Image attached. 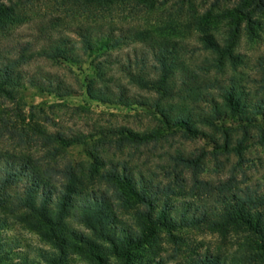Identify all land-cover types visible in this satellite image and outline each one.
<instances>
[{"label": "trees", "instance_id": "trees-1", "mask_svg": "<svg viewBox=\"0 0 264 264\" xmlns=\"http://www.w3.org/2000/svg\"><path fill=\"white\" fill-rule=\"evenodd\" d=\"M41 1L0 0V234L23 225L52 251L30 258L0 240V264H67L71 255L91 264H227L210 253L181 259L173 234L200 229L240 231L238 264H263L264 172L252 177L248 156L264 147V56L249 64L240 46L262 40L264 0H55L71 19L128 8L159 21L117 29L41 17L31 40L13 38L25 8ZM40 62L88 64L91 76L29 71ZM24 89L58 98L85 89L101 104L140 109L149 126L51 132L31 110L25 127ZM199 140L212 150H185ZM77 148L83 155L71 157ZM209 162L218 174L230 165L228 177L205 179ZM161 234L176 245L167 258L155 248Z\"/></svg>", "mask_w": 264, "mask_h": 264}, {"label": "rangeland", "instance_id": "rangeland-1", "mask_svg": "<svg viewBox=\"0 0 264 264\" xmlns=\"http://www.w3.org/2000/svg\"><path fill=\"white\" fill-rule=\"evenodd\" d=\"M55 0H44L40 3L35 2L34 6H27L23 15L27 19L24 24L17 27L13 33V38L21 41H29L36 35L37 29L36 21L43 17L49 19L62 18L64 22L62 25H76L86 24L87 22H98L107 27L114 28H130V27H144L151 28L152 25L158 23L157 13L141 12L134 14L128 8H115L111 12L97 15L95 18L86 22L85 17H78L71 19L66 16L64 7L55 5ZM76 21V23H75ZM262 28L259 33L262 40L259 42H249L244 38L241 42L240 52L247 56L249 64L256 58L264 56V17L261 18ZM222 32V31H221ZM62 33L67 34V29L62 28ZM1 39V38H0ZM190 43L196 45V41L191 38ZM4 44H12L5 42ZM88 64L81 68L59 65L57 66L37 63L34 64L29 71L36 72L38 70L43 72H52L56 75L67 77L70 82L74 79H79L81 83L84 79L91 76ZM72 70L74 76L67 75V71ZM23 114L26 118L24 126L30 123L31 110L39 112V122L44 123L45 117L49 119L46 121L47 127L51 132L65 131V132H82L85 134L92 133L93 126L109 127L111 125H130L136 130H143L149 126L148 120L141 116L140 109L136 107L125 108L118 105H104L97 101L91 100L85 89H80L77 94L68 98H58L54 95L42 94L36 90L24 89L21 93ZM11 107V105H9ZM137 116L136 119L134 117ZM12 119H14L12 117ZM231 126L232 122H229ZM23 124V123H22ZM89 127V128H88ZM198 144L185 145L186 151H193L195 148L202 146L211 151V146L205 140L197 141ZM207 145V146H206ZM13 147V146H12ZM35 150V148H33ZM69 155L73 158H78L83 155L81 148L73 149ZM250 161L256 165L249 174L252 177L258 178L264 172V147L253 148L251 154L248 156ZM248 167H252L249 164ZM249 169V168H248ZM231 166L227 165L224 172L218 174L214 172V164H208V169L204 175L207 180L218 181V179H225L231 172ZM180 241L181 259L188 255L197 254H215L218 255L227 264H238L236 256L244 253L245 236L240 231L230 229L226 233L212 232L208 229L200 230H181L173 234ZM0 240L4 242H13L16 245L15 252L26 253L30 258H36L41 252H51L52 247L46 243L38 234L30 231L23 225L10 224L6 231L0 234ZM176 245L169 239L166 234H161L159 241L155 244V248H161V255L164 258L173 255V249ZM67 264H91L88 260L77 255H71L67 259ZM264 264V263H263Z\"/></svg>", "mask_w": 264, "mask_h": 264}]
</instances>
